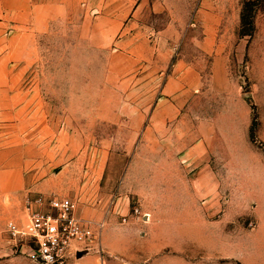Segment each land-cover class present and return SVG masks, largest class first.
Wrapping results in <instances>:
<instances>
[{"label":"rangeland","instance_id":"obj_1","mask_svg":"<svg viewBox=\"0 0 264 264\" xmlns=\"http://www.w3.org/2000/svg\"><path fill=\"white\" fill-rule=\"evenodd\" d=\"M254 8L258 11L252 18V35H241L248 29L241 23L232 30L228 27V37L235 39L222 44L230 55L226 65L214 72L205 65L206 59H195L198 44L162 43L157 48L170 57L161 59L165 69L155 76V60L145 57H151L153 43L90 42L89 28L79 26L84 17L72 12L58 17L56 10L39 11L45 16H35L32 28L18 30L21 37L26 31L29 37L27 42L25 35L22 38L23 58L11 60L16 62L19 86L18 128L9 133L2 126L1 145L4 149L16 135L20 178L27 186L18 192L0 188V264H31L6 232L7 222H26L25 192L72 190L85 207L81 191L91 180L86 189L96 192L108 210L119 198L128 199V213L122 215V204L115 213L121 225L131 220L144 225L152 213L166 211L155 198L167 187L170 190L156 171L160 166L167 178L170 172L174 175L172 193L198 194L196 187L190 189L180 181L179 141L202 146L207 172L217 184L208 188L210 199L203 203L181 204L190 206L193 214L209 213L208 219L203 218L208 227L199 223L201 218L192 219L194 258L201 257L197 244L203 241L216 261L213 253L224 218L237 225V235L252 234L258 249L264 250V0H257ZM6 29L11 33L9 26ZM128 50L131 53L126 54ZM183 55L198 61L201 73L187 76L186 88L176 89L172 97L176 120L161 122V115L169 114L165 106L155 113L161 86ZM179 133H186L185 139H177ZM61 170L64 174L59 176ZM57 175L60 183L52 181ZM217 195L222 199H213ZM226 234L233 236V230Z\"/></svg>","mask_w":264,"mask_h":264},{"label":"crops","instance_id":"obj_2","mask_svg":"<svg viewBox=\"0 0 264 264\" xmlns=\"http://www.w3.org/2000/svg\"><path fill=\"white\" fill-rule=\"evenodd\" d=\"M242 1L0 0V188L11 187L12 189L13 187V190L18 192L19 189L23 190L27 186V182L24 184L23 179L20 178L22 161L19 165L16 135L13 137L14 140L7 142L3 149L1 131L2 126L8 127L9 133L18 128L19 86L16 62L12 64L11 60L23 58V55H19L23 51L22 38L25 35V42H27L29 37L27 31L22 33L21 37L18 30L32 28L30 23L35 16L43 18L44 10H56L58 17H67L71 12L78 18L83 16V23L79 26L89 28V41L94 43H153L151 57L148 54L145 57H153L155 60L152 70L155 76L162 75L165 69L161 66V59L170 57L169 53L162 54V50L157 48L156 44L195 43L198 44L195 59H206L205 65L208 66L207 68H212L214 72L216 71L214 69L224 67L229 58L230 54L224 50L222 44L235 39L234 35L228 37V27L231 30L239 27ZM39 11L42 12L39 14ZM4 13L5 18L2 19ZM47 17L53 18L49 15ZM8 26L12 31L7 34ZM187 31L192 34L187 35ZM27 53L28 51H25V57L28 56ZM125 53H131V51L128 50ZM5 60H9V64ZM197 62L188 61L183 55L176 63H173L171 70L166 74V80L161 86L162 98L157 101L155 109V113L164 106L169 109L168 115H161V122L176 120L177 116H173L175 104L172 97L176 89L186 88L189 83L187 76L200 75V65ZM7 70L10 75L7 74ZM184 105L185 103L181 104V106ZM25 120L29 122V117L25 116ZM185 135L186 133H179L176 137L185 139ZM179 143L183 145L176 159L179 168L183 171L180 181L186 184V187L190 186V189L196 187L199 193H172L174 175L170 172L167 178V174L162 173L163 169L160 166L156 171H159V176L164 179L163 185L170 186V190L167 187L165 193L155 195V198L163 204L161 209L166 211H156L149 215V218L146 215L145 220L148 218L150 222L147 221L144 225L135 220L121 225L117 223L118 217L115 213L119 204H122L120 209L122 215L128 213V199L119 198L115 207L108 210L106 203L98 197L96 192L91 191V188L86 189L91 182L87 180L81 191L86 206L78 204V214L84 219L102 222L100 233L102 253L101 255L90 254L69 264H264V250L258 249L256 238L252 234H245L244 238L237 235V225L227 224L225 220L227 218H224L220 224L217 250L213 253L217 256L216 261L211 260L210 250L204 249L203 241L197 244V249L202 251L201 257L194 258L192 234L195 220L192 219L201 218L199 223L208 227L209 222L204 219H208L209 213L193 214L190 206L181 204L203 203L204 199H210L208 188L217 184L216 178L207 172L202 146H186L184 141ZM223 160H226L225 156ZM25 163L28 164V161ZM169 171H172V167ZM59 173V176L64 174L63 170ZM59 176H55L52 181L60 183ZM2 190L0 189V192ZM44 193L46 196L53 194L70 197L77 202L72 190L66 192L52 190L50 193L47 190ZM27 194L33 195L31 192H25L22 201ZM216 197L220 199L219 195L213 196V199ZM184 207L185 210L179 211ZM230 230H233V236L231 234L227 236L226 233ZM26 260L33 264L29 259ZM12 262L18 263L17 260Z\"/></svg>","mask_w":264,"mask_h":264},{"label":"built area","instance_id":"obj_3","mask_svg":"<svg viewBox=\"0 0 264 264\" xmlns=\"http://www.w3.org/2000/svg\"><path fill=\"white\" fill-rule=\"evenodd\" d=\"M22 211L25 224L9 221L6 232L31 262L69 264L90 254L101 255L102 222L80 217L79 205L72 198L27 194Z\"/></svg>","mask_w":264,"mask_h":264},{"label":"trees","instance_id":"obj_4","mask_svg":"<svg viewBox=\"0 0 264 264\" xmlns=\"http://www.w3.org/2000/svg\"><path fill=\"white\" fill-rule=\"evenodd\" d=\"M256 2L257 0L254 1H245L242 2V10H241V17H240V23L242 29L248 28L246 31H241V35L243 36H251L253 29H254V24L252 22V18L256 16L257 9L254 8L256 7Z\"/></svg>","mask_w":264,"mask_h":264}]
</instances>
